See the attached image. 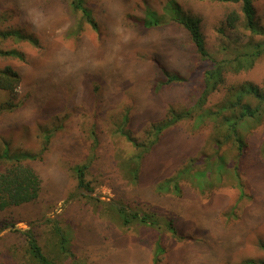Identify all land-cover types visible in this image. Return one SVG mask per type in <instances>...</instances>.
Masks as SVG:
<instances>
[{
    "label": "rangeland",
    "instance_id": "obj_1",
    "mask_svg": "<svg viewBox=\"0 0 264 264\" xmlns=\"http://www.w3.org/2000/svg\"><path fill=\"white\" fill-rule=\"evenodd\" d=\"M171 1L197 21L218 62L249 54L247 43L262 41L263 35L242 27L240 4L225 0H85L98 31L71 11L69 0H0V31L17 30L37 41L0 39V50L20 55L0 56V71L19 77L15 107L0 112V151L7 145L36 155L27 164L40 181L36 201L0 212V264H36L28 230L55 264L264 260V114L238 128L242 155L233 143L216 155L218 125L195 121L225 101L226 87L263 89L264 53L251 69L226 73L202 101V73L210 64L198 58L186 31L172 23L153 29L142 24L146 9L161 15ZM253 6L264 30V0ZM233 14L235 31L227 25ZM166 73L182 81L166 84ZM8 100L1 92L0 104ZM190 109L191 116L166 127L133 161L138 150L123 133L143 142L156 122ZM204 156L225 159L220 181L203 189L176 180L183 166L192 159L202 163ZM82 166L88 189L77 187L75 168ZM114 207L148 216L152 225L122 226ZM57 230L64 235L61 253ZM158 244L163 253L154 261Z\"/></svg>",
    "mask_w": 264,
    "mask_h": 264
},
{
    "label": "trees",
    "instance_id": "obj_2",
    "mask_svg": "<svg viewBox=\"0 0 264 264\" xmlns=\"http://www.w3.org/2000/svg\"><path fill=\"white\" fill-rule=\"evenodd\" d=\"M229 2H236L240 4V10L243 15L242 27L249 31L252 36L263 35L262 41L259 43H247L246 46L249 54H239L231 61L218 62L211 56L206 49L204 40L199 32L197 21H193L191 18L185 16L180 8L174 3L169 2L164 8L163 13L160 15L153 10L146 9L142 24L146 29L159 28L160 26L172 23L184 29L189 36L190 43L194 47L195 53L198 58L202 61L208 62L210 65L202 73V87L203 97L202 101L205 100L208 92L219 88L225 80V74L228 72H240L247 71L253 66V62L260 58L264 53V30L258 24L255 19V10L253 6V0H225ZM69 7L71 11L77 12L81 15V18L85 23H89L90 27L94 31H98L97 24L94 22V17L91 10L86 6L85 0H69ZM237 18L235 14L227 19V25L233 31L236 30ZM12 40H25L31 45L36 46L37 41L32 40L31 36L22 34L17 30L0 31V39ZM0 56H16L20 55L14 51H2L0 50ZM245 62V63H244ZM223 63V65H222ZM166 84L179 83L182 79L175 74H165ZM18 76L16 73L6 69L0 71V93L4 92L5 95L9 96V100L0 104V112L11 111L15 105L12 98H14L16 86L18 84ZM227 98L225 101L217 107L215 110H205L195 120L199 123H205V121L214 122L218 125L219 136L214 139V148L217 151L226 144L233 143L236 145L238 155L244 148L243 137L240 134L238 128L242 126L244 122L248 120H258L264 114V88H258L251 83H243L238 86L226 87ZM11 98V99H10ZM252 100L254 106L248 100ZM198 105V104H197ZM169 114L168 118L164 121H159L151 127V130L147 132L145 141L136 143L134 139L128 133H123L128 142L132 143L134 148L136 147L137 154L134 156L133 161L140 160L141 157L149 151L150 148L155 144L157 137L166 127L172 124H176L185 115L191 116V109L179 112L178 114ZM185 116V117H186ZM205 118V119H204ZM126 121V119H125ZM198 128V126H196ZM47 139V138H46ZM204 156L203 168L196 169L198 161L192 159L189 165L183 166L182 169L177 173L176 180H189L195 181L198 188H202L205 185L206 188L212 186L214 179L221 180L222 175L227 171L226 162L222 156ZM36 158V155L26 151H11L7 145H4L0 151V212L10 208L18 207L28 203L36 201L39 197L40 192V181L35 172L30 168L27 162H31ZM3 164H8L2 170ZM194 171V172H193ZM196 171V172H195ZM84 168H75L77 187L80 189H88L87 185L84 184ZM193 172V173H192ZM133 179H136V169L132 172ZM206 179V182L202 180ZM175 180L173 190L175 194H179L180 189L177 186ZM164 190V189H163ZM114 212L122 226H128L134 221H138L143 224L149 223L152 225V221L148 216L139 215L136 212H126L124 208L114 207ZM57 233L60 238L59 246L57 251H64V240L61 232ZM26 237L29 255L36 264H55L51 258H49L44 252H42L38 245L36 238L30 232V230L24 232ZM264 249V246H262ZM58 251V253H59ZM153 260L158 261L159 256L163 253L161 245H156L154 249ZM254 261L244 262L242 264H254ZM256 264H264V260L256 262Z\"/></svg>",
    "mask_w": 264,
    "mask_h": 264
}]
</instances>
